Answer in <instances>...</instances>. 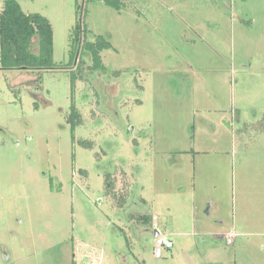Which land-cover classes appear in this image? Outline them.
Wrapping results in <instances>:
<instances>
[{"label":"rangeland","instance_id":"374dc122","mask_svg":"<svg viewBox=\"0 0 264 264\" xmlns=\"http://www.w3.org/2000/svg\"><path fill=\"white\" fill-rule=\"evenodd\" d=\"M15 1L53 67L0 69V264H264V0Z\"/></svg>","mask_w":264,"mask_h":264},{"label":"trees","instance_id":"16d2710c","mask_svg":"<svg viewBox=\"0 0 264 264\" xmlns=\"http://www.w3.org/2000/svg\"><path fill=\"white\" fill-rule=\"evenodd\" d=\"M121 0H105L117 5ZM53 29L50 22L40 14H26L15 0H5L0 7V69H51ZM111 48L103 39L85 41L83 51L89 53L93 65L100 70L104 64L100 53ZM75 114L74 109L72 111ZM73 129V126H72ZM147 218V216H141Z\"/></svg>","mask_w":264,"mask_h":264},{"label":"built area","instance_id":"2783aa9c","mask_svg":"<svg viewBox=\"0 0 264 264\" xmlns=\"http://www.w3.org/2000/svg\"><path fill=\"white\" fill-rule=\"evenodd\" d=\"M235 237L234 233H230L227 237H226V243L228 245H232L233 244V239ZM155 243L157 246H162L166 249L172 248V242L169 240V238L165 235H160L158 233L157 237L155 238ZM159 250L157 249V251H155L156 254H159ZM89 264H96V262H90Z\"/></svg>","mask_w":264,"mask_h":264},{"label":"crops","instance_id":"0c3cea01","mask_svg":"<svg viewBox=\"0 0 264 264\" xmlns=\"http://www.w3.org/2000/svg\"><path fill=\"white\" fill-rule=\"evenodd\" d=\"M141 216H143V215H141ZM141 220H139V221H143L142 219L143 218H140ZM149 220H151L149 223H151V226H152V229H153V232H154V235H155V233H156V230H155V222H154V220L153 219H149ZM158 232V231H157ZM159 233V232H158ZM155 239V238H154ZM169 249H171V248H169ZM168 250V249H167ZM154 255H155V257L157 258V257H159V254H156L155 252H154Z\"/></svg>","mask_w":264,"mask_h":264},{"label":"water","instance_id":"95a60500","mask_svg":"<svg viewBox=\"0 0 264 264\" xmlns=\"http://www.w3.org/2000/svg\"><path fill=\"white\" fill-rule=\"evenodd\" d=\"M157 235H158V232L156 231V233H155V235H154V238H156V237H157Z\"/></svg>","mask_w":264,"mask_h":264}]
</instances>
